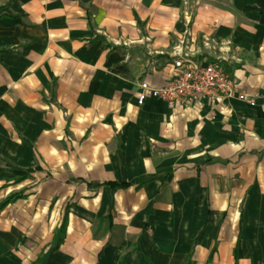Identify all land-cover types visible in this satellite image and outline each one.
I'll return each mask as SVG.
<instances>
[{"label": "crops", "instance_id": "obj_1", "mask_svg": "<svg viewBox=\"0 0 264 264\" xmlns=\"http://www.w3.org/2000/svg\"><path fill=\"white\" fill-rule=\"evenodd\" d=\"M183 14L243 102L134 106L168 84ZM9 195L0 264H264V0H0Z\"/></svg>", "mask_w": 264, "mask_h": 264}, {"label": "built area", "instance_id": "obj_2", "mask_svg": "<svg viewBox=\"0 0 264 264\" xmlns=\"http://www.w3.org/2000/svg\"><path fill=\"white\" fill-rule=\"evenodd\" d=\"M189 16H181V30L174 46L169 50L170 80L159 89H152L142 83L135 86L134 106L139 108L145 101L161 104L168 110L187 108L206 103L221 107L227 102H243L235 91V85L228 75L223 61H206L197 50L191 49L193 42L188 33ZM198 50L213 51V41L200 37ZM227 66V65H226ZM248 107L251 103L245 102Z\"/></svg>", "mask_w": 264, "mask_h": 264}, {"label": "trees", "instance_id": "obj_3", "mask_svg": "<svg viewBox=\"0 0 264 264\" xmlns=\"http://www.w3.org/2000/svg\"><path fill=\"white\" fill-rule=\"evenodd\" d=\"M117 71H118V69L115 70V72H117ZM153 181H154L153 178H142L133 184V188L136 191V190L152 183ZM108 187L115 188L118 190H124L127 188V186H122V187L116 188V187H113L111 185H108ZM21 198L22 197L19 195L7 196L2 202H0V211L3 208H5L6 206L20 200ZM109 215H110V211H109V209H106L104 216L99 220L100 223L104 224L106 232H109L111 229ZM64 229H65V210L62 213L61 220H60V223H59L57 229L52 233L50 243L48 246L57 247L58 245H60V243L63 240ZM209 258H210V255L206 259V264L208 263ZM183 264H190V253L185 256Z\"/></svg>", "mask_w": 264, "mask_h": 264}]
</instances>
